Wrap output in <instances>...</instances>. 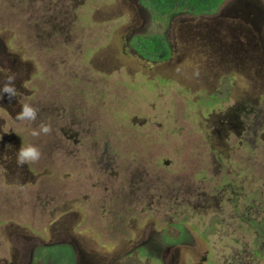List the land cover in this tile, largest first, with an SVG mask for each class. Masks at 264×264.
<instances>
[{
	"label": "rangeland",
	"instance_id": "rangeland-1",
	"mask_svg": "<svg viewBox=\"0 0 264 264\" xmlns=\"http://www.w3.org/2000/svg\"><path fill=\"white\" fill-rule=\"evenodd\" d=\"M248 3L264 10L160 20L139 0H0V86L17 89L0 100V264H264V37L218 52L237 41L224 26L264 33ZM144 34L171 57H141ZM22 143L38 162L17 166Z\"/></svg>",
	"mask_w": 264,
	"mask_h": 264
},
{
	"label": "trees",
	"instance_id": "trees-1",
	"mask_svg": "<svg viewBox=\"0 0 264 264\" xmlns=\"http://www.w3.org/2000/svg\"><path fill=\"white\" fill-rule=\"evenodd\" d=\"M154 19H167L179 13L208 15L218 12L225 0H139ZM134 50L143 58L165 61L172 55L169 41L161 34L139 35L132 40ZM252 224V223H251Z\"/></svg>",
	"mask_w": 264,
	"mask_h": 264
},
{
	"label": "flooded vegetation",
	"instance_id": "flooded-vegetation-1",
	"mask_svg": "<svg viewBox=\"0 0 264 264\" xmlns=\"http://www.w3.org/2000/svg\"><path fill=\"white\" fill-rule=\"evenodd\" d=\"M252 2L255 3L256 5H259L257 1H252ZM253 3H250V4L248 3L246 6V11L248 13V16L251 17L252 20L258 22L259 24L264 25V10L258 9L257 6L254 5ZM240 14H244V13L240 11ZM244 19H246V21L251 20L246 17ZM224 28L225 30L231 32V36L234 39H237V41L233 40L232 44L228 46L227 50H225L224 46L221 45L219 48L220 51L218 52L219 53L221 52L229 60L231 59L233 61L235 60L237 56L244 57V56L251 55L254 52H256L257 49L259 48L257 46L260 45V39L264 37V33L260 31L259 29L257 30H255L254 28L242 29L239 27L231 28L229 25L224 26ZM241 36L244 37L245 43H243L242 41L238 39V38H241ZM154 62H157V61H154ZM160 62L162 61H159V63ZM244 112L246 113L245 107H244ZM235 122H236V119L231 114L227 116L224 120L220 121L219 124L221 128H229L232 126V123H235Z\"/></svg>",
	"mask_w": 264,
	"mask_h": 264
},
{
	"label": "clouds",
	"instance_id": "clouds-1",
	"mask_svg": "<svg viewBox=\"0 0 264 264\" xmlns=\"http://www.w3.org/2000/svg\"><path fill=\"white\" fill-rule=\"evenodd\" d=\"M195 75H199L198 70L195 72ZM15 79V74H12L8 75L2 82V86H0V100L4 98L5 94L7 95L9 102L16 98L17 89L15 86ZM37 111L38 110L31 104L25 103L21 105V110L17 113L16 119L21 121H35L37 117ZM51 131V125L41 123L38 128H34L31 130V135L33 137H39L41 134L49 135L51 134ZM40 157L41 152L35 145H24L22 143L16 153V164L18 167H23L25 164L38 162Z\"/></svg>",
	"mask_w": 264,
	"mask_h": 264
}]
</instances>
